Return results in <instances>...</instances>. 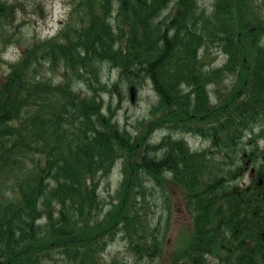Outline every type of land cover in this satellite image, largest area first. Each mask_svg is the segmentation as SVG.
Masks as SVG:
<instances>
[{
	"label": "trees",
	"instance_id": "trees-1",
	"mask_svg": "<svg viewBox=\"0 0 264 264\" xmlns=\"http://www.w3.org/2000/svg\"><path fill=\"white\" fill-rule=\"evenodd\" d=\"M200 1L71 0L53 37L27 42L25 3L0 0V58L20 48L0 77V264H126L104 259L118 238L135 262L160 258L168 230L146 199L171 214V188L190 232L170 264H264V14L255 0ZM103 64L151 82L136 132L103 110Z\"/></svg>",
	"mask_w": 264,
	"mask_h": 264
},
{
	"label": "rangeland",
	"instance_id": "rangeland-1",
	"mask_svg": "<svg viewBox=\"0 0 264 264\" xmlns=\"http://www.w3.org/2000/svg\"><path fill=\"white\" fill-rule=\"evenodd\" d=\"M25 3V10L28 12V18L26 26H24L25 41L32 40L34 37L45 39L47 37H53L60 29L63 17H66V13L71 6V0H20ZM257 5L260 6L264 14V0H255ZM212 0H201V7L209 8L212 4ZM19 47L9 48L4 54H1L0 58V77L4 76L8 71V63L16 61L18 59ZM211 56H215L216 59L212 65L220 66L226 61V57L222 54L216 55L215 50L212 51ZM107 64L101 66L102 84L105 85V89L102 90L101 97L104 103V112L107 109L115 111V120H117L121 128H125L128 131L136 132L142 128V123L148 117V112L152 104L157 100L153 90L151 82L147 78H140L138 84L133 86L127 81H120L119 75L116 70L109 68ZM117 85V86H115ZM97 89L99 86L94 85ZM131 88H133V100H131ZM81 89V90H80ZM79 90L83 94H89V90L86 87H80ZM188 141L192 149H200L207 145L203 139L194 137L192 135L184 136ZM247 139H245L246 141ZM158 141V139L156 140ZM247 142V141H246ZM264 143L261 140L257 144L261 146ZM120 164H118L112 171V174L108 181H102L99 189L102 198H107L110 195H115V190L120 183L121 173ZM171 194L167 193L166 200L168 199L173 203L174 210L171 214L163 212L160 208V204L163 200L159 193L153 192L151 198H147V209L149 212L147 215L153 218L152 226L159 227V232L166 231L167 236L165 238L166 245L165 251L160 258L155 260H147V262H135V258L128 251L127 242L118 238L115 243L109 244L105 254V260H111L116 258L122 263L126 264H170L172 256L182 250L183 246L189 238L190 219L184 211V207L181 200V193L177 188H171ZM168 202V201H167ZM157 206V208H155ZM170 217L168 218V215ZM154 215V217H153ZM159 219V221H158ZM215 260V259H214ZM212 260V261H214ZM209 264H214L208 260ZM216 263V261H215Z\"/></svg>",
	"mask_w": 264,
	"mask_h": 264
},
{
	"label": "flooded vegetation",
	"instance_id": "flooded-vegetation-1",
	"mask_svg": "<svg viewBox=\"0 0 264 264\" xmlns=\"http://www.w3.org/2000/svg\"><path fill=\"white\" fill-rule=\"evenodd\" d=\"M253 175V174H252ZM252 175H250V176H252ZM252 177H254V176H252Z\"/></svg>",
	"mask_w": 264,
	"mask_h": 264
}]
</instances>
